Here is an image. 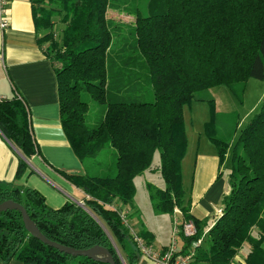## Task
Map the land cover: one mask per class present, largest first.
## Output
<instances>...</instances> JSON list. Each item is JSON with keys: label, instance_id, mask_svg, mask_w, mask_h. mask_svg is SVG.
I'll return each mask as SVG.
<instances>
[{"label": "trees", "instance_id": "1", "mask_svg": "<svg viewBox=\"0 0 264 264\" xmlns=\"http://www.w3.org/2000/svg\"><path fill=\"white\" fill-rule=\"evenodd\" d=\"M115 1L127 2L33 0L36 28L44 31L40 41L47 43L58 78L62 126L87 169L83 174L60 172L84 190V203L67 201L54 208L38 190L3 182L0 203L23 204L52 241L76 249L99 245L116 264H139L142 253L119 210L129 208L128 217L137 212L135 178L157 170L152 163L158 153L165 188L148 184L150 199L160 213L174 215L179 208L181 225L195 222L194 236L180 233L181 252L194 251L190 264H232L246 243L251 248L242 264H264V97L232 147L231 189L212 225L190 214L182 169L189 142L184 106L196 100L197 92L217 86L242 99L250 79H264V0H162L161 12L132 11L135 21L126 31L106 16ZM55 16L64 24L61 33L55 30ZM131 27L135 41L122 42ZM207 101L212 117L205 133L223 164L231 142L218 136L216 102ZM93 102L103 104L98 121L87 116ZM0 130L24 156L18 161L19 178L28 168L26 158L38 148L28 106L16 95L0 100ZM109 151L114 166L97 172L98 159ZM139 235L153 243L145 226ZM71 259L110 264L74 256L33 236L20 210L0 212V264H68Z\"/></svg>", "mask_w": 264, "mask_h": 264}, {"label": "crops", "instance_id": "2", "mask_svg": "<svg viewBox=\"0 0 264 264\" xmlns=\"http://www.w3.org/2000/svg\"><path fill=\"white\" fill-rule=\"evenodd\" d=\"M7 2L9 26L4 29L0 25V100L16 95L28 106L38 152L31 158H26L28 168L21 177L16 178L21 154L0 130V182L11 183L21 189L34 188L54 208L63 206L67 201L84 203L87 196L84 190L72 184L60 172L64 170L83 174L87 169L71 147L62 126L58 78L55 65L46 52L47 43L42 44L40 41L44 31L36 28L33 0ZM189 144L188 142L185 162L190 152ZM195 153L196 159L188 186L184 159L182 162L185 204L189 205L190 214L194 218L212 225L219 216V210L223 208L224 196L231 189L229 173L232 165L225 170V163L220 164L216 146L209 138H201V134L198 136ZM228 156H231L230 150ZM159 188L164 189L165 185ZM125 209L131 212L129 208ZM178 215L181 216L174 214ZM142 226L155 234L144 221L140 223L139 230ZM169 244L170 242L154 245L164 249ZM139 264L151 262L141 258Z\"/></svg>", "mask_w": 264, "mask_h": 264}, {"label": "rangeland", "instance_id": "3", "mask_svg": "<svg viewBox=\"0 0 264 264\" xmlns=\"http://www.w3.org/2000/svg\"><path fill=\"white\" fill-rule=\"evenodd\" d=\"M115 5V6H114ZM114 5H111L107 12V18L125 25L124 30L127 27L133 25L135 21L134 12L139 9L143 15H149L155 12L162 11V0H127L125 2L115 1ZM55 30L57 33H61V29L64 24L59 16L54 17ZM124 32V31H123ZM124 38V39H122ZM122 42L128 41L132 43L135 41L134 27L129 28V31L124 32L121 36ZM121 39L115 42L114 49L119 48L121 45ZM117 40V39H115ZM264 92V79L252 78L248 81L246 91L242 99L233 94L226 86H217L210 89H205L196 93V100L191 104L184 106V118L186 128L188 131L189 141V154L184 159V171L186 178V185L190 183L191 175L193 171L194 161L196 159L195 148L198 144V136L201 134V138L207 137L205 133V123L212 117V109L207 100L214 99L216 102L214 113L216 114V124L218 136L224 140L231 142L230 151L231 156H228L225 160V170H228L231 166L232 160V147L238 138L240 129L249 121L253 113L259 110L261 101L263 99L262 93ZM204 99V100H199ZM103 104L96 102L91 103L88 111V118H95L97 121L102 115ZM208 138V137H207ZM197 151V149H196ZM100 163H96V171H109L111 166L115 164V157L112 152L109 151L104 156L98 159ZM91 166V164H89ZM160 157L157 153L154 156L152 167L157 166L156 171L147 170L144 174L138 175L135 178L137 186L136 203L139 206V210L129 215V220L136 230L139 231V225L142 221L155 233L154 244L160 246L161 243H168L174 240L178 241V245H183V237L177 235L173 236V231L176 229L175 218L180 217L169 215L167 213L157 212L151 202L148 184L160 187L165 185V181L159 170ZM222 210V209H220ZM219 210V211H220ZM220 214V212H219ZM180 224V223H179ZM178 224V227H180ZM147 228V227H146ZM108 231V230H107ZM109 232V231H108ZM110 237L116 244L111 232ZM251 248L249 243H246L239 253V261L242 262L245 255ZM126 264L125 260H123ZM68 264H77L76 259H71Z\"/></svg>", "mask_w": 264, "mask_h": 264}, {"label": "built area", "instance_id": "4", "mask_svg": "<svg viewBox=\"0 0 264 264\" xmlns=\"http://www.w3.org/2000/svg\"><path fill=\"white\" fill-rule=\"evenodd\" d=\"M7 0H0V25L2 28H7L9 26V20L7 17ZM116 208V207H115ZM123 223L129 228L131 234L134 236L135 241L142 253V258L148 259L151 264H190L192 256L194 255L193 249H190L187 253L181 252L182 246L178 245V241L174 240L164 249L157 248L153 243L148 244L139 235V231L134 228L128 218L127 210H119ZM220 214L222 210L219 211ZM176 214H182L179 208L175 209ZM176 229L173 231L174 238L180 233L184 234L186 237L194 236L198 228L193 220L184 221L183 224L180 223V217L175 219ZM178 224L180 227H178ZM203 241V236L198 240H195L192 244L193 248L200 245ZM243 262V261H242ZM239 261V254L235 258L232 264H242Z\"/></svg>", "mask_w": 264, "mask_h": 264}, {"label": "water", "instance_id": "5", "mask_svg": "<svg viewBox=\"0 0 264 264\" xmlns=\"http://www.w3.org/2000/svg\"><path fill=\"white\" fill-rule=\"evenodd\" d=\"M19 153L22 155V153L19 151ZM24 157V156H23ZM80 204H83L82 202H79ZM7 209H17L20 210L22 213V217L25 223V226L30 234L33 236H36L37 238L41 239L45 243L59 248L61 251H64L66 253L72 254L74 256H88L90 258L99 259L104 262L110 263V264H116L114 257L112 256L111 252L102 246L96 245L94 247L88 248V249H76L74 247L66 246L63 244H60L58 242L52 241L51 239L47 238L37 227L36 223L33 221V219L30 217L28 210L26 207L21 204L20 202H16L14 200H6L2 203H0V212L7 210Z\"/></svg>", "mask_w": 264, "mask_h": 264}]
</instances>
